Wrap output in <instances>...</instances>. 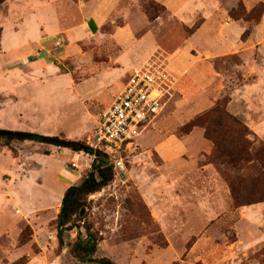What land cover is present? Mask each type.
Instances as JSON below:
<instances>
[{"label": "rangeland", "instance_id": "1", "mask_svg": "<svg viewBox=\"0 0 264 264\" xmlns=\"http://www.w3.org/2000/svg\"><path fill=\"white\" fill-rule=\"evenodd\" d=\"M190 1L192 11L183 20L161 3L140 0L146 21L139 32H152L159 50L135 70L161 67L177 83L166 95L161 115L121 155L123 171L114 172L107 187L87 198L80 226L90 227L100 239L94 260L264 264V202L235 207L228 184L233 176L252 174L256 165L239 170L210 163L212 144L204 138L203 128L190 125L216 102H223L226 111L253 134L252 149L264 145V0ZM9 2L0 5V28L7 32L13 23ZM86 21L79 16L72 21L85 28L86 36L71 40L65 33L57 35L50 48L29 58L31 65L19 75L13 77L9 61L0 57V109L6 112L4 119L13 120L21 132L93 149L99 116L124 87L118 92L113 87L105 89L112 72L90 69L92 62H105L117 53L105 51L100 34H90L83 24ZM120 23L108 22L101 31L108 33ZM203 26L204 34L194 37ZM223 45L228 50L222 54ZM181 56L185 65L177 68ZM38 59L40 63L32 64ZM190 72H197L193 81L188 78ZM7 139L0 138V146L19 142ZM9 149L16 157L18 150ZM164 151L175 155L166 160ZM24 154L13 172H0V264L26 263L25 256L16 259L17 250L25 245L30 256L39 253L30 243L33 230L28 222L33 220L45 223L49 233L55 231L53 251L46 245L52 254L45 249L40 256L45 264L53 259L57 264H78L69 254L75 233L65 234L60 244L54 212L62 192L59 182L67 181L62 170L79 175L75 186L94 158L45 142L29 144ZM40 198L42 204H49L48 209L28 215L18 202L9 201L33 207ZM81 234L85 238L83 228Z\"/></svg>", "mask_w": 264, "mask_h": 264}, {"label": "crops", "instance_id": "2", "mask_svg": "<svg viewBox=\"0 0 264 264\" xmlns=\"http://www.w3.org/2000/svg\"><path fill=\"white\" fill-rule=\"evenodd\" d=\"M153 1L161 3L167 11L179 19L184 20L187 18L190 11H192L189 8V6H192L190 0ZM9 5L12 6L9 19L12 18L13 23L8 28V32L4 27L0 28V57L9 61L11 65L10 72L13 77L19 75L28 65H31L29 63V58L32 57L35 52L41 49H45L46 51L47 48H50V46L53 45L52 41L57 35L65 33L71 37V40L86 36L87 31L85 28H80V26H76V24L72 22L73 20H77L78 16L81 20L83 18L87 20L83 24L87 26L90 34L96 35L97 32L100 34L99 40L101 39L100 41L104 43L103 46L107 53H117L116 55L107 56L105 62L99 64L92 62L90 65V69H104L110 73L112 72L109 78V84L105 86V89L113 87L117 88L118 92L119 89L126 84L128 75L133 70L143 66L145 62L159 50V45L154 41L156 36L152 32L147 30L142 34L139 32L140 30H144V22L146 21L145 15L141 12L140 0H10ZM72 13H74V15H72ZM75 16H77L76 19ZM117 20L122 21V23H120L121 25H112L113 27L111 26L112 28H110L108 33L101 31L108 22L113 23ZM204 29V26L200 27L196 31L194 37L203 35ZM95 37H97V35ZM225 50L227 51L228 47L223 45L220 48V52L223 54ZM41 60L42 59L33 61L32 64L40 63ZM176 62L177 68H183L185 65L183 56H181V58L179 57ZM184 73L185 70L180 73L181 76L185 75ZM196 73L197 72H190L188 78L193 81V77H195ZM3 113L6 112L0 109V131L28 134L27 132H21V130L15 126L13 120H5ZM37 135L42 136L40 134ZM30 142L31 141H19L18 144L14 143L8 146H0V172H13L20 164L19 159L22 158V155H25L24 149L29 144L35 143ZM9 148L18 150L16 157L12 155ZM21 148H23V150ZM162 155L164 159L170 160L175 154L174 152L164 151ZM68 157L71 160L73 158L76 160V157L70 154ZM36 159L38 160V157ZM71 164H75V161H72ZM86 166L88 168L90 167V165ZM61 173L66 176L67 181L59 182L62 192L58 197L59 202L54 212L53 221H55L59 213L64 192L72 186L79 177L77 173L73 172L62 170ZM9 201L12 204L18 202L22 208L21 211L27 213L26 215L31 212H43L49 207V204H42V198L38 199V204L33 207L29 204L22 205L20 200L11 199ZM44 202L46 201L44 200ZM28 223L33 230L30 243H33L39 249V253L34 255V257L30 256L27 245H25L17 250L20 254L16 255V259L25 256L26 263L24 264H45L40 256L43 255L45 249L49 254H52L50 250L47 249L46 245L49 244L50 249L53 251L56 239L54 236L55 231L49 233L48 227L42 222L33 220V222ZM49 234L51 243L47 241V235ZM61 244H63V242ZM49 264H57V262L53 259V263Z\"/></svg>", "mask_w": 264, "mask_h": 264}, {"label": "trees", "instance_id": "3", "mask_svg": "<svg viewBox=\"0 0 264 264\" xmlns=\"http://www.w3.org/2000/svg\"><path fill=\"white\" fill-rule=\"evenodd\" d=\"M3 2L4 0H0V5ZM190 125L203 128L204 138L212 144L210 163L239 170H243L249 164L256 165L252 174H240L228 180L234 206L243 207L264 202V145L252 149L253 134L246 125L226 111L225 103L216 102L209 111L195 118ZM46 139L57 140L31 133L26 134V137L7 140L46 143ZM75 144L76 147L71 150L83 151L94 159L85 177L64 192L54 222L57 237L61 244L65 234L75 233V241L69 249V254L78 264H114L107 259L94 260L100 239L91 232L90 227L80 226L81 216L87 207V198L99 193L113 181V167L101 152L79 143ZM82 228L85 238H82Z\"/></svg>", "mask_w": 264, "mask_h": 264}, {"label": "built area", "instance_id": "4", "mask_svg": "<svg viewBox=\"0 0 264 264\" xmlns=\"http://www.w3.org/2000/svg\"><path fill=\"white\" fill-rule=\"evenodd\" d=\"M175 83L165 69L147 65L129 76L124 89L101 112L92 147L108 158L115 174L124 169L121 155L161 115ZM71 166L77 169L76 164Z\"/></svg>", "mask_w": 264, "mask_h": 264}, {"label": "water", "instance_id": "5", "mask_svg": "<svg viewBox=\"0 0 264 264\" xmlns=\"http://www.w3.org/2000/svg\"><path fill=\"white\" fill-rule=\"evenodd\" d=\"M20 137H26V134L0 131V138H20ZM46 143L68 149H73L76 147V144L72 142H64V141L51 140V139H46Z\"/></svg>", "mask_w": 264, "mask_h": 264}]
</instances>
